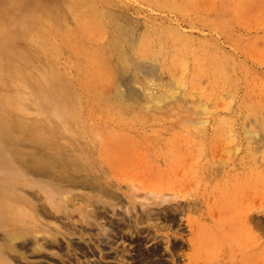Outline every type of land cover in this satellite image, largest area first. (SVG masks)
<instances>
[{
    "label": "rangeland",
    "instance_id": "obj_1",
    "mask_svg": "<svg viewBox=\"0 0 264 264\" xmlns=\"http://www.w3.org/2000/svg\"><path fill=\"white\" fill-rule=\"evenodd\" d=\"M157 1L105 0L106 7L116 12L120 24L130 29L126 66L119 65L116 52L105 41L98 40L97 33L92 34L91 46L64 44L58 47H66L64 52L55 49L47 52L54 60L58 77L70 79L69 86L76 92L80 111L77 115L81 116L71 118L65 103L55 96L27 94L24 88L27 90V86L33 84L23 82L16 89L20 90L18 101L29 116L45 122L52 120L58 128L55 135L46 134L48 154L55 157L66 153L72 160L87 163L86 170L78 171L81 175L78 174L76 180L90 175L107 188L108 195L90 186L66 184L68 186L57 195L54 208L46 199L45 188L34 185L37 177H33L25 165L15 164L18 171L15 178L11 177L8 164L0 165V203L12 205L22 195L29 202H19L33 208L45 223H37L34 235L25 234L7 242L5 223L8 226L13 223L10 213L0 208V248L10 243L16 249L13 254L19 251L25 256L14 260V264H28L30 259V264H63V259L52 251L58 250L56 241L65 245L68 239L74 241L75 247L69 262L98 259V253L92 254L91 247L81 249V244H85L80 233L87 239L91 237L89 241L94 246L98 244L100 227L91 223L94 222L92 213L101 214L99 221L111 229L113 220L124 214L127 205L124 193L135 192L137 200L150 203L153 202L151 191L159 190L160 194V189L171 202L177 199L181 203L180 209L170 213L171 220L164 221L158 215V219H148L142 224L157 225L156 230L150 226L142 247H157L159 255L155 257L161 255L163 264L173 263L164 251V243L153 242V234L191 237L188 216L204 229L199 243L205 242L208 249V254L203 252L204 246L193 253L194 264H264V0ZM100 4L104 5L103 1ZM69 16H66L65 30H75L77 18ZM144 30H149L151 36L160 33L157 41L160 44L154 45L160 50L157 58H150L146 51H141ZM174 37L177 40L172 43ZM54 40L60 44L61 36L57 33ZM91 58L99 63V76L91 68ZM75 59L79 64L72 63ZM222 72L226 73L227 83L220 87L217 84ZM89 73L92 75L84 82L87 93L80 79ZM91 92L113 96L117 106L108 109L103 101L93 99ZM61 123L64 124L59 126ZM79 145H83L82 149ZM240 180L242 184L254 183L258 192L249 191L256 193L253 198L256 207L250 210L248 222H244L243 215V221L235 225L231 215L222 211L221 191L225 192ZM160 185L174 187L176 192ZM2 188L7 190L1 192ZM114 192L120 196L115 214L111 206L115 200L110 196ZM247 199L245 195L244 201ZM188 201L192 203L190 209H186ZM136 207L140 209L139 202ZM232 227L238 229L231 231ZM17 231L16 228L14 232ZM47 234L56 235V241ZM128 234L126 231L123 237L116 235L112 240L101 235L105 239L100 242L101 247L108 253L103 261L119 264L120 251L118 255L112 253L109 240L119 250L126 247L120 257L125 264L133 260L136 241H131ZM33 236L43 245V250L31 253L33 244L21 246ZM27 238L29 240H25ZM83 250H87L86 255ZM172 251L178 254L174 255L175 264L187 261L180 253H191L189 246L181 243L174 244Z\"/></svg>",
    "mask_w": 264,
    "mask_h": 264
},
{
    "label": "bare ground",
    "instance_id": "obj_2",
    "mask_svg": "<svg viewBox=\"0 0 264 264\" xmlns=\"http://www.w3.org/2000/svg\"><path fill=\"white\" fill-rule=\"evenodd\" d=\"M100 1H103L104 5H101ZM105 4V0H0V165L8 164L10 171L12 172L11 177L13 178L18 176L16 165H25L30 174L33 177H37V182H35L34 185H37L40 188H45L43 192L45 193L47 201L51 205H53L55 200H57V195H59L62 190H64L65 187L68 186L66 184H70L73 186H90L95 190L98 189L99 192H102L101 194L105 195H108V190L107 188L102 186V184H99L97 181L92 180V178H90V175H84L83 180H76L78 178V174L81 175V172L78 171L86 170L85 165L87 163L83 165L77 160H72L66 153H64L63 155L59 154L55 157L48 154L47 149H45L48 147L45 143L47 138L46 134L53 135L58 128L52 120L45 122L29 116L25 111V108L18 101L20 99V90L18 89L17 91L16 89L18 88L19 84H22L23 82L33 84L32 86H27V90L24 88L27 94H36L38 95V97H41L42 95L46 97L55 96L61 99L62 102L65 103V109L70 112V117L74 119L77 113L80 112L78 111L79 107H77L75 100L76 92H74V90L69 86V78L58 77L57 72L55 71L56 67H54L52 63L54 62V60H52V57H49V55H47V52L53 49L59 52L60 50L61 52H64L66 47L58 48L60 47V45L64 44L67 46H70L73 43L78 46L81 45V47L91 46V43L94 39V36H92V34L97 33L98 40L105 41L112 48V50L116 52L119 65L126 66L128 54L127 35L130 29L120 24V22L118 21L119 19L117 20L116 12L110 10L108 7H106ZM69 15L71 17L73 16L77 18V28L75 30H65L66 16L68 18ZM148 31L149 30H144V34L142 35L143 44L141 46V51H146L150 58H157L158 55H160V50L156 49L154 45L158 44L157 41L160 40V33H154L151 36V33ZM57 33L61 36V42H59L58 40L60 44L56 43V41L54 40V36ZM138 39L141 38L139 37ZM175 40H177L176 37H174L171 42L173 43L175 42ZM91 49L92 48H89V50ZM93 50H95V48H93ZM89 61L92 66L91 68L95 69L97 76H99L100 72L98 71V61H96L94 58L89 59ZM72 63L79 64L78 59L73 60ZM69 69H71V67ZM89 75L92 74H86L80 79V83L83 84V87L87 93V83L84 82H87L86 79L90 77ZM221 75L222 78H220L217 84V86L220 85V87L227 83V81H225L227 80L226 73L222 72ZM91 94L93 99L103 101L108 109H113L117 106V102L115 101V98L113 96L106 97L99 92H91ZM80 101L81 99L78 102ZM63 124L64 123H61L59 126H62ZM65 126H67V124H65ZM67 129H69V127H67ZM64 130H66V127L64 128ZM114 138H116V135ZM49 140L51 141V139ZM72 143H75V141ZM115 144L117 147H120V145H117L118 143ZM82 146L83 145H79L81 149ZM79 147H77L76 150ZM113 152L114 151H112V153ZM109 155L110 154H107V156ZM138 157L142 158V156ZM172 157H174V155ZM114 159L116 160V158ZM131 159L133 160V157ZM243 165L244 167L246 166L244 163ZM170 166L172 165H169L168 167ZM100 176L101 174L99 175V177ZM102 179L103 178H101V180ZM254 179L259 182L255 177ZM48 180H50L51 182ZM53 180L56 182V184L52 182ZM246 182H248V180ZM106 184L108 185L107 182ZM253 185L254 183L242 184L241 181L238 184H233L228 187L225 192L222 193L221 191V194H223V204H221L223 210L221 208L220 210L226 211L228 214H230V219L235 225H237L238 222H242L243 220L245 223L246 221L248 222V220L250 219V210H254L256 207L254 205L253 198L258 192V188H256L257 185L256 187H254ZM160 188H165L166 190L173 189V191L176 192L175 188L169 185H160ZM154 189H156V187ZM251 189H256V193H250L249 191ZM5 190L7 189L2 188L1 192ZM229 190H231V194H228ZM166 195L167 194H164L161 189L160 194L159 190H152L151 197L153 199V202L148 203L147 201L142 202L140 200H137V195L135 192L131 191L129 193H124L127 201V205L124 209V214L121 215L118 219L113 220L114 224L112 225L111 229L106 228L102 221H99L98 218L101 214L98 215L97 213L95 214L93 212L92 216L94 218V222L91 223H96L100 227V234H98V244L94 246V244H91V242L89 241L91 237L87 239L85 238L83 233H80V237L83 239L82 241L85 244L84 246L81 244V249L85 248L88 250L91 247L92 254L98 253V259L90 260L89 262L85 260L79 261L78 259H75L76 262H73L72 260V262H69V258L75 250L73 243L74 241L72 242V240L68 239L66 241V244L64 245L56 241V235L47 234L49 235L48 237L56 241H52L51 243L54 244L55 242L58 247V250L52 251V253L62 258L63 264H105L107 262L103 261V259L107 257L108 253L103 251L101 247V243L105 240L104 238H101V235L104 234L108 236L107 238L112 240L116 237V235H118V237H123L125 235V232L128 231L130 240L136 241V243L134 244L136 253L131 256L133 258V260L131 261L133 262L131 263L130 261L129 264H143V261H145L146 264H163V258H161V255L159 257H155L156 255H159L157 247L147 246L144 249L142 247V241L145 238L147 239V237L149 236L150 226L155 228V226L157 225L149 224L147 226H142V224L148 219H158V215H160V217H162L164 221L171 220L169 216L170 213H172V211L180 209L179 205H181V203L177 199L174 203L171 202V199L167 198ZM245 195L248 198L246 201H244ZM110 196H113L115 200L111 204L113 213L115 214V210H117V206L119 205L118 199H120V196L117 192H114L112 195L110 194ZM173 197L176 198V195H173ZM17 201L18 202L14 201L12 205L10 204V202L0 203V208H3L4 210H7L8 213H10V222L13 223L11 224V226H8V224L5 223V226L7 228L5 229L4 239L7 240V242L9 240L12 241L17 237L25 236V234L34 235L36 233L37 223H44L33 208H29L30 206L26 204L23 205L19 202L22 201L28 203L29 199H26L24 196L20 195L17 198ZM165 201L168 202L164 204ZM136 202H139V210L136 207ZM18 204L20 205L17 206ZM159 204L160 206H157ZM185 204L187 206L186 209H190L189 205H191L192 203L188 201ZM52 207L55 208L54 205ZM55 211H58V209L56 208ZM101 213L103 212L101 211ZM86 222L87 224L90 223L89 220H86ZM187 223L189 226L191 237L185 236V238H183L182 235L176 234H160V236L153 234L151 238L152 240H155L153 241L155 244H157L159 241L164 243V251L165 253L170 255L173 264L176 263V258H174V255H178L172 251V247L174 244L177 245L181 243L183 245L186 244L189 246L191 253H180L181 257L187 259L185 264L195 263V256H193V253H197V249H200L201 246H204L203 252L205 254H208V249L205 245L206 243H199L200 240L204 237V229H201V226L199 227V225L196 224L195 221H192L189 216L187 217ZM16 228L18 231L14 232ZM235 228L236 227H232L231 231L235 230ZM80 232H83V230ZM29 239L30 242L23 241L21 243V246L26 247L33 244L32 247L30 246L31 253L39 252L44 249L43 245L38 242L36 236H33ZM29 239L27 238L25 240ZM111 240L108 241L109 249L112 250V253L115 252L116 255H118L120 251V255L118 257H115H117V259L119 260V264H125L122 259H120V257L123 255L122 252L126 247L122 246L123 248L119 250L117 247H115V245L113 244L114 242ZM87 250L82 251L84 255H86ZM15 251L16 249L13 245H11L10 243L6 245V243H4L2 248H0V264H14V260L25 258L23 252L18 251V254H13ZM60 251H63L64 253H60ZM43 254L45 255V253ZM64 254L66 255V257H63ZM29 261L30 263H32L31 259ZM29 261L28 264H30ZM24 264L27 263L24 262Z\"/></svg>",
    "mask_w": 264,
    "mask_h": 264
}]
</instances>
